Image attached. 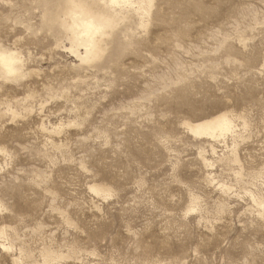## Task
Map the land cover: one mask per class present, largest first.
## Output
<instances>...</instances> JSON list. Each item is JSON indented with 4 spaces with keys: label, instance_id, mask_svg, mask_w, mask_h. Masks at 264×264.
Wrapping results in <instances>:
<instances>
[{
    "label": "rangeland",
    "instance_id": "374dc122",
    "mask_svg": "<svg viewBox=\"0 0 264 264\" xmlns=\"http://www.w3.org/2000/svg\"><path fill=\"white\" fill-rule=\"evenodd\" d=\"M0 51V264H264V0H0Z\"/></svg>",
    "mask_w": 264,
    "mask_h": 264
},
{
    "label": "bare ground",
    "instance_id": "6f19581e",
    "mask_svg": "<svg viewBox=\"0 0 264 264\" xmlns=\"http://www.w3.org/2000/svg\"><path fill=\"white\" fill-rule=\"evenodd\" d=\"M121 1H125V0H110V2L112 4L119 3ZM104 8H106V7H104ZM69 12L71 13L70 16H71L72 20L74 21V27H73L72 32H74V35H75L74 37H75L76 41L85 40L87 42L86 54L88 57L97 55L100 51L97 36H98V34L103 33L106 27L115 23L113 18L106 13H102L99 16V18L101 19L102 22L101 21L98 22L94 18L88 17L90 10L86 4H78L74 8L70 9ZM71 18L69 19L70 21H71ZM0 64L9 73L15 71V56L12 53L0 51ZM228 125L229 124H228L227 119L223 117V118H219V119L215 120L213 124H206L205 123V124L197 125L196 128L204 129L208 132H210L211 129L212 130L214 129L212 131V133H214L217 129L219 131H223V130L227 129Z\"/></svg>",
    "mask_w": 264,
    "mask_h": 264
}]
</instances>
